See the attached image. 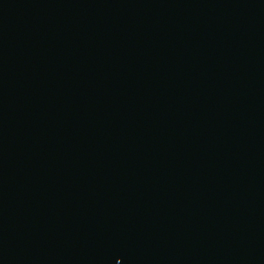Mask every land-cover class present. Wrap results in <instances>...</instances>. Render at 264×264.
I'll return each mask as SVG.
<instances>
[{
	"label": "water",
	"instance_id": "water-1",
	"mask_svg": "<svg viewBox=\"0 0 264 264\" xmlns=\"http://www.w3.org/2000/svg\"><path fill=\"white\" fill-rule=\"evenodd\" d=\"M0 264H264V0H0Z\"/></svg>",
	"mask_w": 264,
	"mask_h": 264
}]
</instances>
